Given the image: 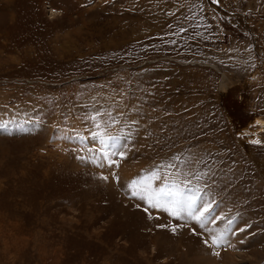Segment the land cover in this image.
<instances>
[{"label":"rangeland","instance_id":"374dc122","mask_svg":"<svg viewBox=\"0 0 264 264\" xmlns=\"http://www.w3.org/2000/svg\"><path fill=\"white\" fill-rule=\"evenodd\" d=\"M191 153L221 248L126 187ZM0 264H264V0H0Z\"/></svg>","mask_w":264,"mask_h":264},{"label":"snow or ice","instance_id":"6c2138e0","mask_svg":"<svg viewBox=\"0 0 264 264\" xmlns=\"http://www.w3.org/2000/svg\"><path fill=\"white\" fill-rule=\"evenodd\" d=\"M89 119L97 129L95 136L100 143V148L93 154L92 162L96 163L97 167L105 166V164H101L99 161H104L108 168L119 167V164H116L113 158H125L124 151L109 152L108 149H119L121 147L119 145L120 137L108 130L116 128L117 131H122V126L126 125L127 122L119 119V114L113 115L109 111L97 113L90 116ZM201 164L208 167L209 172L211 171L208 161L196 153H191L187 157L172 155L168 162L158 164L154 171L146 174L145 179L141 181L133 180L126 187L132 198L147 205L144 208L146 213H148L149 209H156L167 213L177 221L194 222L201 229L207 231L208 236L204 240L206 246L221 248L223 247L224 237L218 236L211 230L206 229L208 223L216 220V217L212 215L215 202L208 198L204 190L207 185H204V187L194 186L192 179L189 178L194 177L195 180L199 181L202 176L208 175V172L201 173L196 170L195 166ZM181 166L184 167V171H181ZM101 179L107 181L109 177L102 176ZM113 179L117 183L120 181V177L114 173ZM151 218L149 216V219ZM184 226L186 225H174L171 231L175 233L178 228ZM213 254L219 255L218 252H214Z\"/></svg>","mask_w":264,"mask_h":264},{"label":"bare ground","instance_id":"6f19581e","mask_svg":"<svg viewBox=\"0 0 264 264\" xmlns=\"http://www.w3.org/2000/svg\"><path fill=\"white\" fill-rule=\"evenodd\" d=\"M251 141H254V142L258 141L259 142V139H258V136L256 133L253 134Z\"/></svg>","mask_w":264,"mask_h":264}]
</instances>
